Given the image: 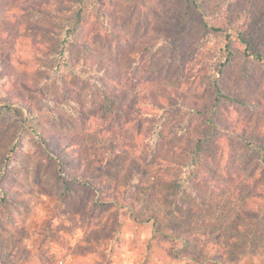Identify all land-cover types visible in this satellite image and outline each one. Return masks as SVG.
<instances>
[{"label": "rangeland", "instance_id": "1", "mask_svg": "<svg viewBox=\"0 0 264 264\" xmlns=\"http://www.w3.org/2000/svg\"><path fill=\"white\" fill-rule=\"evenodd\" d=\"M258 138L264 0H0V264H264L212 185L255 175ZM199 140L211 204L186 210L158 164Z\"/></svg>", "mask_w": 264, "mask_h": 264}, {"label": "trees", "instance_id": "2", "mask_svg": "<svg viewBox=\"0 0 264 264\" xmlns=\"http://www.w3.org/2000/svg\"><path fill=\"white\" fill-rule=\"evenodd\" d=\"M246 43H247L246 51L247 54H249L248 50H250L251 48L250 43L248 42ZM63 49L64 46H62V51ZM249 55L256 56V58L260 60L262 59V56L257 55V53H253L252 55L251 54ZM218 95L222 96L220 90L218 91ZM250 105L253 108L255 107L258 108L257 102H252ZM263 144L264 142L260 141V139L258 138L257 143H255L253 146L254 149H256V153L257 154L259 153V156L257 155L255 161L252 162L254 165L252 169L253 171L255 170V175L246 178L244 180L237 177L236 179L233 180V182H231V184H233L237 181V185L236 187L234 186V188L227 186V184H221L219 179L216 180L214 179V181H212V185L217 184L214 185V187L222 190L223 194L226 193L227 195L228 192L235 191L240 196H244L245 198L244 200L245 202H247V204H246V208L241 207L239 217L241 219H243V217H248L251 221L254 222V225L258 226V229L255 228L253 230L254 235L251 236L256 241H257L256 238H258V242L255 243V245H258V248L264 246V239H261L264 236V146ZM202 146L203 145L201 144V140H199L195 144V148L192 149L191 156L188 159H176V160L161 159L160 161L162 163L158 164V166H162L167 169L166 182L168 186L172 188V191H175L172 194L170 193L171 194L170 198L176 200L177 203H181L182 207H184L186 210L192 209L191 205L189 203H186L185 201V199H189V197L196 199L202 206H208L211 204L207 201V199H205V197L200 192L201 188L208 190V185L211 182L208 181L205 177L206 167H203L205 163H203V160L201 158L203 157L201 152L203 150ZM175 148L179 150L177 146ZM208 200L212 201L211 197L210 199L208 198ZM175 210L176 212H178V209ZM148 218L150 220H154L155 217L154 215H149ZM155 225L158 228L160 234L164 237H169L171 236V234L172 236L173 234H175V236H178L177 235L178 231L167 229L166 227L163 226V224L159 220L156 221ZM236 226L239 229L240 228L243 229L245 227L241 225H236ZM260 228L262 229V231H260ZM235 230L237 229L235 228ZM237 232H239V230ZM211 234L214 235V232L211 231ZM205 237L208 236L205 234ZM182 238L187 246V249L192 250L193 248L194 249L196 248L195 246L199 245L195 241V236L187 234V235H182ZM210 238H214V237L211 236ZM227 243L235 252H238L240 250L243 251L246 250L245 245L243 243L238 244L237 242H233L231 240L227 241ZM200 244H202L203 246L202 248H204L205 251L210 250V247L208 246L209 243H200ZM235 252L228 253L227 256L228 257L233 256ZM219 253H220V258L222 260H225L226 255H222L221 252ZM231 258L232 257H229V259Z\"/></svg>", "mask_w": 264, "mask_h": 264}]
</instances>
